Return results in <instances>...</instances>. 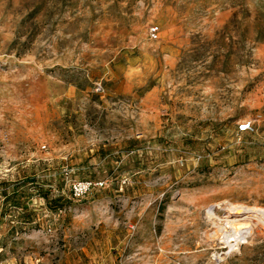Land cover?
Instances as JSON below:
<instances>
[{
  "label": "rangeland",
  "instance_id": "374dc122",
  "mask_svg": "<svg viewBox=\"0 0 264 264\" xmlns=\"http://www.w3.org/2000/svg\"><path fill=\"white\" fill-rule=\"evenodd\" d=\"M234 205L264 208V0H0V264H264Z\"/></svg>",
  "mask_w": 264,
  "mask_h": 264
},
{
  "label": "bare ground",
  "instance_id": "6f19581e",
  "mask_svg": "<svg viewBox=\"0 0 264 264\" xmlns=\"http://www.w3.org/2000/svg\"><path fill=\"white\" fill-rule=\"evenodd\" d=\"M240 207H241L242 210L240 209ZM231 209H232L231 210L232 211L231 213H233V215H237V216H241V217L244 214L248 215L245 218H241L240 217V220H236V219L235 220H232V219L230 220V222L233 224L232 226L233 227L235 226L234 227L235 232H234V234H233L232 237H229L228 236L226 238V242H227V244H228V246L230 248L235 249L241 243L242 239L247 236V234L249 232L248 231V228L250 227L246 222L243 223V222H239V221H241L243 219H246V220H249L250 221V219L253 216L259 217L262 220H264V208H249V207H246V206H243V205H241V206L234 205V206L231 207ZM255 220H256V218H255ZM212 240H214V239H212Z\"/></svg>",
  "mask_w": 264,
  "mask_h": 264
},
{
  "label": "built area",
  "instance_id": "2783aa9c",
  "mask_svg": "<svg viewBox=\"0 0 264 264\" xmlns=\"http://www.w3.org/2000/svg\"><path fill=\"white\" fill-rule=\"evenodd\" d=\"M158 27H152L151 28V36L154 38L158 37ZM103 186V181H83V182H78L74 184L73 186V192L76 195H81L89 190H91L93 187H102Z\"/></svg>",
  "mask_w": 264,
  "mask_h": 264
}]
</instances>
